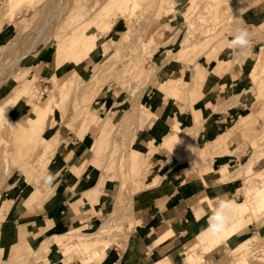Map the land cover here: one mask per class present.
<instances>
[{
	"label": "rangeland",
	"instance_id": "1",
	"mask_svg": "<svg viewBox=\"0 0 264 264\" xmlns=\"http://www.w3.org/2000/svg\"><path fill=\"white\" fill-rule=\"evenodd\" d=\"M67 1L72 7L73 4H80L89 11L88 16L82 19L84 23L70 25L75 17H73V9H64L69 3L65 4ZM121 1L123 0L118 2L115 0H64V5L56 11V19L53 23L49 15L54 11L46 10L45 0H0V62L12 67L15 64L6 80L0 84V104L8 97L16 99L8 113H0V200L4 190L10 184L14 182L24 184L25 173L45 172L47 168L51 178L58 173L56 179L52 181L57 184L51 185L50 191L33 190L29 194L32 186L25 183L22 190L16 194L12 205L9 206L6 203L0 205V233L2 230L12 229L7 237L8 242H0V264H90V261L83 260V256L93 249H99L98 253L100 252L99 257L93 259L95 263L101 261L99 264H113L114 259H120L122 255H125L131 233L148 221L140 212L138 201L150 195L155 200L157 209L164 206L174 193L182 188V185H177L191 180L185 177V174L194 172L192 170L197 171L194 167V158H198L200 162L210 161L209 165L204 167L207 169L206 172L202 170V173L206 174L203 177L211 188L210 195L213 196H217L231 185L221 183V179H225L224 168L228 170L227 176L234 174L244 162V158L249 156L253 164L246 169L248 178L253 176L254 170L264 169V157L256 164V159L252 155L259 151L264 155V143H262L264 138L260 144V136H254L264 130L262 122L264 121V0H156L152 6L149 4L143 6V0H137L140 5L139 10L135 9L137 20L133 22L129 33L125 34L126 22L119 21L115 25L114 33L106 37L112 30L111 21L100 19L97 15L102 12L101 10L104 15L106 14V6L109 2L119 4ZM104 2L108 3L102 7ZM166 2H168L167 7L171 8L168 11L167 8H163V3ZM210 2H213L212 6ZM118 4L113 3L116 7ZM98 10L99 13H97ZM112 13L119 17L116 12ZM33 24H36L38 29L42 27L46 29L38 38L35 47L27 52L30 49L29 44L35 39V34H30L31 38H27L25 36L30 35L25 32ZM162 25L164 28H161ZM84 31L86 35L93 38L83 48L89 56L79 62L73 59L72 63L65 66L60 65L62 59L58 64L55 63L56 47L66 44L67 39H72L76 34ZM242 32L247 33V44L244 46L236 43L237 36ZM197 35L202 39H197L199 38L196 37ZM81 36L83 35L80 34V39ZM18 37L21 38L18 48L9 52L11 42ZM119 38H123L121 42L126 45L123 46L124 54L123 52L121 54L122 49L116 45ZM186 38L194 40L190 56L182 61L178 58L173 61L171 58L168 60L170 67L169 64L165 65L163 63L166 60L165 57L168 54L178 55L179 42ZM133 42L134 47L129 48ZM221 42H225L224 46L218 48ZM88 44L93 46L87 48ZM115 48L117 51H114ZM215 48H217L216 51ZM79 50L77 47L64 56L72 58L75 53L79 54ZM45 51H47L46 58L41 60ZM168 51L169 53H166ZM219 62L221 68L224 65L234 64L231 70L221 77L223 80H228L225 82L226 85L223 86L221 81L212 83L207 80L199 87V93L194 96L193 94L180 96L177 94L182 101L188 99L185 104L178 103L174 97H167L163 104L161 95H158L159 92L156 90L157 83L155 86L151 84L146 87L145 91L138 89L141 85L145 87L148 82H144L152 78V75H155L154 82H162L167 73H172L169 76L175 78L185 67L184 77L188 82V78L196 67L201 68L205 74V71L212 70L216 64L219 65ZM253 63L258 65L253 68ZM249 69L255 79H248ZM72 70L80 74L81 78L75 79L76 85L72 89H61V78L65 74L72 73ZM261 72H263L262 75ZM54 74L57 76L56 81ZM130 77L133 79L128 82ZM135 83V89L132 91V84ZM123 87L126 88L125 91ZM148 90L157 92L160 97L157 104L160 108L154 110L156 117L153 116L151 120L145 122V119L141 120V116L146 109V103H150L143 97ZM138 91L142 92L138 95ZM200 94L201 99L198 101ZM60 100V103L67 105L64 114L56 110ZM169 104L173 105L172 108ZM222 107L225 108L224 111L220 109ZM168 108L171 110L168 117H165L164 111ZM71 110L74 114L79 113L75 121L70 116ZM193 112H199L197 118L202 120L201 124H196L199 129L195 126L194 130L181 132L182 129L180 133L171 130L176 121L182 128L191 126ZM44 113L46 118L43 117V119L50 128L44 130L42 138L52 140L57 137V142L59 141L56 148L50 149L54 157L46 164V167L42 160L46 149L41 145L42 138L39 134L25 135L29 143L35 144L36 140H40L29 149V155L18 157L17 154V156L14 155L11 140L8 139L12 134V128L6 127L5 124V122L11 124L18 119L24 124L23 126L30 129L31 126L28 123L34 119L33 117L43 116ZM108 118L113 122L107 127L106 132L103 131L106 136L103 142L107 140L109 145L97 144L93 150L90 149L88 143L100 136L101 124ZM213 119H216L217 127L212 126ZM260 121L262 123H259ZM240 126H245L248 131L239 130L233 133ZM130 129L131 131L133 129L131 133ZM127 131L129 138L125 139L124 132L127 134ZM223 132H228L224 133L226 136L231 132L234 135L230 134L231 137L228 138L227 143L211 153L210 143L207 142L225 138ZM133 134L137 139L133 147L141 148L138 165H142L138 168H133L130 163L132 143L128 147L124 145L130 141ZM252 135L253 138H251ZM166 138H168V146L161 144L162 147L159 148V144ZM198 152L203 153L200 154L202 157ZM220 152H227L228 156L221 157L217 154ZM237 152L239 155L235 157ZM70 166L76 167L77 174L75 177L68 178ZM61 167L64 168L63 171H60ZM180 168L183 169L179 171ZM89 177L90 179L93 177V181L88 182V187L75 190V184L79 183L82 187L81 181ZM106 180H110L115 186L109 199L102 200L100 196L103 192V182ZM64 182L68 183L67 188L60 187ZM190 186L192 188L191 183ZM239 186H241L240 182ZM89 190L95 192L96 197L92 203L89 201L83 203L81 197ZM59 193H62L65 199V205L62 207L67 212L65 215L79 214L81 216H78V221L71 227H64L57 231L54 228L55 224L46 226L51 213L44 212L46 210L44 208L46 201L53 200ZM191 194L197 197L193 188L175 195ZM24 198L31 199L33 206L18 209L20 201ZM231 198L236 201L242 199L240 195H237V190L234 197H228V199ZM71 199H75L76 206L79 202L77 209H66V203ZM213 199H215L212 203L214 205L220 204L223 207L228 203L226 201L228 199L220 200L216 197ZM85 205L88 206L87 209H84ZM200 211L204 213L201 205ZM112 213L118 217L115 221L118 225L114 221L111 223L114 227L110 228V234H103L100 237L92 235L86 240L87 243L79 245L77 241V245L68 246L65 250H60L56 243L51 246L50 244L54 241L52 239L44 241L51 236L62 234H67L68 239L76 241L78 237L69 236L71 233L76 231L92 233ZM202 220L203 218L195 216V219L190 222H183L179 217L167 221L164 229L169 231L165 236L158 237L152 246L178 232L181 238L187 239V243L182 248L176 247L174 257L171 258L174 261L172 264H180L178 263L180 261L182 264H196L192 259V256L199 252L195 235L188 234L189 231L186 232V230L190 226L194 230L197 222ZM34 224L41 227L40 233H37L33 227L29 228ZM173 225H178L180 229L172 228L170 231L169 228ZM158 232L157 229L151 228L144 235V241L146 242L147 237L156 236ZM254 232H256L255 228L249 227L245 234L250 235ZM240 235H237V239L233 237L232 241L236 243L241 240L243 236L239 238ZM147 248L149 249L148 245ZM219 253L216 256H219ZM162 255L168 256L165 251ZM146 259L149 261L147 264H151L156 262L157 257L146 255L143 260ZM185 260L189 262L184 263Z\"/></svg>",
	"mask_w": 264,
	"mask_h": 264
},
{
	"label": "bare ground",
	"instance_id": "2",
	"mask_svg": "<svg viewBox=\"0 0 264 264\" xmlns=\"http://www.w3.org/2000/svg\"><path fill=\"white\" fill-rule=\"evenodd\" d=\"M63 1L64 0H45L44 7L46 8V10L54 11L52 14L49 15L51 22H53V23L55 22L56 11H59V9H61V6L64 5ZM115 1L118 2V0H115ZM68 2L69 1H67L65 4H67ZM106 3H108V2H104L102 7H105ZM113 3L118 4L115 2H113ZM113 3L109 2L108 6H106V9L109 10L110 8H113V9H111L112 10L111 12L114 11V12H116V14L119 15V17H116V16L115 17L120 19L121 21L126 22V24H127V30L125 31V34L129 33V30L131 29L133 22H135L137 20V16L135 15L136 14L135 9L139 10L140 5L137 3V0H123L118 4V7L114 6ZM153 3H156V0H143V6L145 4L146 5L149 4L152 6ZM212 4H213V2H210V6H212ZM73 5L74 6L72 7V5L69 2L68 5L64 8L65 10H72L73 9L72 12H73V17H75V19H74V22L70 23V25H73L75 23H84L82 19L84 17L86 18L88 16L89 11H87V9H85L84 5H80V4H73ZM167 6H168V2L163 3V8H167L166 10L168 11L171 8H169ZM99 10L97 11V13H99ZM101 11L102 12L100 14H98L97 16L100 19H103V16H102V15H104L103 10H101ZM75 15H77V16H75ZM166 15H168V14H166ZM78 21H80V22H78ZM143 26H142V28H143ZM142 28H140V29H142ZM161 28H164V25H162ZM45 29L46 28L43 29V27L41 29H38L36 24L31 25L27 29V31L25 33H27V34L29 33V35L35 34V36H34L35 39H33L32 42L29 44L30 49L27 52H29L31 49H33L35 47L38 38L44 34ZM140 32H141V30H140ZM80 34L83 35V36H81V39L79 37ZM198 35H199V33H198ZM198 35L196 37H199ZM25 37L31 38V35L30 36L26 35ZM200 38L201 37H199L197 39H200ZM20 39L21 38L18 37L15 41L11 42V44L9 46V52H13V51H15L16 48H18L17 46L19 44ZM92 39H93L92 36L90 37V36L86 35V31L76 34L72 39H67L66 44L56 47L55 55H54L55 63L57 62V64H58L60 59H62V61L60 62L61 63L60 65L65 66L66 64L72 63L73 59H77L78 60L77 62H79L82 59L88 57L89 54L86 53V51L83 48H85L86 43L89 41H92ZM190 39L191 38H186L184 40L183 39L180 40L179 46H178V51H177L179 53L178 55L168 54L167 55L168 57L167 56L165 57L166 60L163 62V60L165 59L164 58L161 61L165 65H167V64H169L168 60H170L171 58L173 59V61H176L177 58L180 59V61H182V59L188 58V56H190V54H191L190 52L193 51L192 44L194 43L193 42L194 40L193 39L190 40ZM121 40H123V38H119L118 41L116 42V45H118L119 48L122 49V51H121V54H122L123 46H126V45L122 44L123 42H121ZM130 43L131 42H129V44ZM224 43L225 42H221L219 44V46H217V47L218 48L223 47ZM132 44L133 45H129V48L134 47L135 43L133 42ZM92 46H93V44H88L87 48H90ZM77 47H79V49H80L79 54L75 53L72 56V58L64 56L70 50H73ZM184 49H186V50H184ZM216 50H217V48H215V51ZM114 51H117V49L115 48ZM215 51H214V53H215ZM166 53H169V51ZM123 54H124V52H123ZM212 57H215V56H212ZM218 61H221V60H218ZM177 62L179 63L178 60H177ZM185 65H184V67H185ZM233 65L234 64H232L231 66L224 65L221 68V63L219 62V65L216 64L212 70L209 69L208 72L205 71V74L201 70V68L196 67L194 69V71L192 72L190 78H188L189 79L188 82H186L185 77H184V73H185L184 70L186 69V67H185V69L182 68V70H181L183 75L180 72L178 77L173 78V77L169 76L172 73L171 74L167 73L165 75L166 77L164 76L165 79L162 82H158V81L154 82L153 77L155 75L154 76L152 75L151 76L152 78H150L149 80H146L144 82V83L148 82L147 85H145V87H144V85L143 86L141 85L142 87L140 86V87H138V89L145 91L146 87L150 86L151 84H152V86H155L157 83L156 90L159 92L158 95H161V99L163 101L162 102L163 104L165 103L164 101H166L167 97H174V99H176L178 103L181 104L184 102V104H185L188 101V99H187V101H182L181 99H179V96L184 95V94H187V95L193 94L192 96H194L195 94L199 93V87L201 85H203L207 80L211 81L212 83L215 81H218V82L221 81L222 82L221 84L223 86L226 85L225 82L228 80H223L221 77L224 76L226 73H228L231 70V68L233 67ZM257 65H258V63H253L252 67L254 68V66H257ZM13 67H15V64L13 65ZM13 67L7 66L6 64L0 62V84L6 80V77L8 76L9 72H11ZM169 67H170V64H169ZM260 74L262 75L263 72H261ZM255 76H256V74H255ZM79 77L81 78L80 74L76 73L75 71H73L72 73H69V74H65L64 77L61 78V81H62L61 89H72L76 85L75 79H78ZM233 77L234 76H232V78ZM247 77H248V79H255L254 74L251 73V69H249V71L247 73ZM232 78H230V80H232ZM56 79H57V76L55 78V81H56ZM132 79L133 78L128 79L129 81L128 80H126V81L130 82V80L132 81ZM131 83H133V82H131ZM132 85L131 86L133 89L132 88H130V89H132V91H133L135 89L134 86L136 85V83L132 84ZM122 89H124L123 91L126 90L125 87H123ZM141 92L138 91V95ZM165 93H166V96H165ZM130 94H131V92H130ZM158 95H157V92H152V90H148L144 93L143 97L145 98V100L150 101V103H146L147 106H146V109L142 113L141 120L145 119V122H146L148 120H151V118L153 116L156 117L154 114V110H158L160 108L157 104V101L160 98ZM200 99H201V94L198 95L197 100L199 101ZM15 101H16L15 98L11 99V97H8L4 102H2V104H0V113H2V112L8 113ZM60 102H61V100L59 101L58 108L56 110L58 111V113L64 114V112L66 111L67 105L65 103H60ZM175 104H177V103H175ZM172 106L173 105L169 104L170 108H172ZM177 106L180 107V105H177ZM223 107H225V106H223ZM223 107L220 108L222 111H224L225 108H227V106L224 109H223ZM133 108H135V107H133ZM170 108H168V109H166V111H164L165 117L166 116L168 117L170 110H171ZM220 109H218L219 112H220ZM135 110H136V108H135ZM212 111H213V108H212ZM198 113L199 112H193L192 113V121H191L192 125L191 126L186 127V128H182V127H180V123L178 121H176L174 123V127L171 130L174 132L178 131L177 133H180L179 131H181L182 129L183 130L181 132L194 130L195 126L197 129H199V126L197 127L196 124L200 123V121H202V120H199L197 118ZM45 115L46 114L44 113L43 116L39 115V116L33 117L34 119L28 123V125L31 126L30 129L27 128L26 126H23L24 124L22 122H19L20 120L18 121V119L14 122H11V124H10V122H5L6 127L12 128V134L10 135V137L8 139H9V141L11 140L10 143H11V148L13 150L14 155L17 154L18 157H23V156L29 155L28 154L29 149L31 147H33L40 140V139H38V140H36V142L34 141L35 144L29 143V141L25 138V135H27V134L31 135L34 133H38L39 136L42 138L44 130L50 128V125L47 126L48 123L45 122V119H43V117L46 118ZM251 116L253 117V115H251ZM112 122H113V120L110 118L105 119L102 122V124H101L102 127L100 129L102 133L100 134V136L98 138H94L91 142L88 143V146L90 147V149L93 150L97 144L100 146L101 145L103 146V144L109 145L107 140L105 142H103L104 139L106 138L103 131L107 130V127L110 126V123L112 124ZM262 122L264 123L263 120H262ZM262 122L260 121L259 123H262ZM211 123H212V126L217 127L216 126V119H213V121H211ZM258 126H259V124H258ZM239 130L248 131V129L245 126H240V128L235 130L233 133H237V132H239ZM125 131H126V128H125ZM128 131H127V134H126V132H124L125 139L129 138ZM132 131H133V129H132ZM132 131L130 129V133ZM224 133L225 132H223V134ZM227 133H225V134H227ZM233 133L232 132L230 133V134H232L231 136L234 135ZM229 135L228 136L225 135L226 136L225 138H220V139L215 140V141L209 140V142H207V143H210L209 147L212 149V150H210V152L212 153L214 150H216V148H222L225 145V143H227L228 138L231 137ZM254 136H257V137L260 136L261 137V138L259 137V139H261V141L259 140L260 141L259 143L261 144V142L264 138V130H261L260 134L254 135ZM254 136L252 135L251 138H253ZM249 138H250V136H249ZM249 138H247V139H249ZM136 140L137 139L135 138V136L133 134V136L130 138V141L127 144H124V145H126V147H128L132 143L131 147H130V163H131L133 168H138L139 166L142 165V164L138 165L139 164L138 156H139V152H140L141 148L140 147L135 148V146L133 147ZM249 140H251V139H249ZM257 140H258V138H257ZM50 142H51V144H50ZM58 143H59V141L57 142V137H54V139H52V140L50 138L49 139L42 138L41 145L45 146V149H46L42 155V158H43L42 160H43V162H45V167H46V164L48 162H50L52 160V158L54 157V153L50 152V149L56 148L58 146ZM262 143H264V142H262ZM161 144L168 146V138L164 139L159 144L160 145V146H158L159 148L162 147ZM263 149H261V151ZM200 152H198L199 155L201 154ZM259 152L252 154V155H254V158L256 159V162H255L256 164L259 163L264 157V155H262L263 152H260V153ZM237 153H235V157H236V155H239V152H237ZM217 154L220 155L221 157H227L228 156L227 152H220ZM199 155H197V156L199 157ZM193 160H194V167H195V169H197V171H195V170H192V171H194L196 173L192 172L190 174H185V177L190 178L191 180H189L186 183L184 182L183 184L177 185V186L182 185V188L180 190H178V192L174 193V195L175 194H181L183 192V190H191L193 188L196 191L197 198H199V200H198L199 205L203 206V211L205 212L207 210V211L211 212L205 218H203L202 221H200L199 223L197 222L196 226L194 227V230H192V229L188 230L189 231L188 234L195 235V242H196V246L198 249L197 251H199L198 254H195L192 256V259L195 261L196 264H208V263H210V264H224L225 262L228 264H231V263L232 264H264V169L254 170L253 176L248 178L246 176V172H247L246 169L249 168L248 166H251L253 164V162L250 161L249 156L247 158H244V162L242 164H240L238 171L236 170L234 172V174L231 173V175L227 176L228 170L226 168H224L226 170V172L224 174L225 179H221L222 185L232 184V183H235L237 181L240 182L241 186H239L237 189V195H240L242 199L238 200V201H236L234 198L228 199L227 200L228 203L224 204V206L222 207L220 205L212 204L215 202V199H213V198H215L216 195H214V196L210 195V193L212 194L211 188H210V186H208L205 178L203 177L206 174H203L202 170L204 172H206L207 169H205L204 167L209 165L210 161L200 162L198 158H196V159L194 158ZM209 160H211V159H209ZM43 168L44 167H42V169ZM211 168L212 167H210V169ZM182 169L180 168L179 171ZM47 171H48V168L45 172L39 171L35 174L25 173L24 184L22 183L20 185V184L14 182V183L10 184L4 190L2 199L0 200V205H3L5 203L8 204L9 206L12 205L15 201L16 194L22 190V187L25 185V183L32 186V189L29 192V194L33 190L50 191L52 189V188H50L51 185L56 186V184H57V182H52V181H53V179H56L58 173L56 175H54L53 178H51ZM68 171H69V173L67 174L68 178L75 177V175L77 174L76 173L77 169L74 166H70ZM199 171H200V173H199ZM211 172H212V169H211ZM8 173H10V172H8ZM5 174H4V177H5ZM174 174H175V172H174ZM182 174H184V173H182ZM4 177L2 178V180L4 179ZM182 177H184V176L182 175ZM175 179H179V178L175 177ZM190 183L192 184V188L190 186ZM93 189H95V187ZM89 191L87 194H85L83 197H81L82 201H84L83 203H85L87 201L92 203L93 200L95 199V197H96V196H94L95 192H93L91 190H89ZM95 191H97V190H95ZM74 200L71 199L70 201H68V203H66V209H73V208L77 209V206H79V202H78V205L76 206L74 203ZM20 202L21 203L18 206V209H21V207H30V206H33V204H34L31 201V199L28 200L26 198L22 199ZM218 215L223 217V220L218 221L216 219V217ZM117 219H118V217H116L114 215V213H112L111 216L104 223H102L98 228H96V230L93 231L92 233H85L82 231H76V232L71 233L69 236L78 237V239L76 241H75V239H73V240L68 239L67 234L51 236L49 238H46L44 241L51 240V239L54 240L52 242V244H50V243L49 244L52 246V245H54V243H56L58 245V247H60V250H63V249L65 250L68 248V246H71L73 244L77 245V243H76L77 241L79 242V245H82L83 243H87L86 240L90 239L89 237L92 235L100 237L103 234H106V235L110 234L111 233L110 228L114 227V224L112 225L111 223L113 221L114 222L117 221ZM115 223H117V222H115ZM46 224H47L46 225L47 227L54 224V213L49 214V220L47 221ZM116 225H118V223ZM213 225H216V227H213ZM17 227H19V226L17 225ZM32 227L34 228V230L37 233L41 232V227L39 225L34 224V225L29 226V228H32ZM249 227H254L256 232H254L253 234H250V235H246L245 233H246V231H248ZM11 231H12V229L1 231V233H0V234H2L0 237L1 243L8 242L7 237L9 234H11ZM191 231H195V232H191ZM237 235H240L239 238L241 236H243V238L241 240H239L238 242L234 243L232 241V239H233V237H235V239H237L238 238ZM53 238H55V239H53ZM61 238H65V239H61ZM84 246H86V245H84ZM78 249H81V248H78ZM36 251H37V249H36ZM98 251H99V249L91 250L90 253L88 252L87 255L83 256L84 257L83 260L84 261L87 260V262L90 261V264H97L94 262L95 260H93V259H96L99 257L100 252L98 253ZM35 252H33V253H35ZM218 252H220L219 256H216V254ZM258 252H260V253L258 254ZM197 255H199V256H197ZM258 256H259V258H257ZM205 259H208V260H205ZM185 262H189V261L185 260L184 263ZM179 263L182 264V261H180ZM192 264H194V263H192Z\"/></svg>",
	"mask_w": 264,
	"mask_h": 264
},
{
	"label": "crops",
	"instance_id": "3",
	"mask_svg": "<svg viewBox=\"0 0 264 264\" xmlns=\"http://www.w3.org/2000/svg\"><path fill=\"white\" fill-rule=\"evenodd\" d=\"M111 11L112 10L109 9L105 12L106 14L103 15V19L105 21H111V27H112V30L110 31L109 35H106V37H110L111 34L114 33L115 25L119 21H121L120 19L116 18L115 15ZM263 16H264V13H263ZM46 52L47 51L43 53V57H41V60H45ZM93 57L94 56H92V58ZM42 66L43 65L41 64V67ZM77 66H79V64ZM35 106L39 107L38 105H35ZM35 106H32V108L36 109ZM77 115H79V113L74 114L72 110L70 111V116L74 119V121L77 118ZM63 169L64 168L61 167L60 171H63ZM92 181H93V177H91V179L89 177L86 180H82L81 181L82 187H80V184L77 183L75 184V190L79 188L85 189L89 185L88 182L90 183ZM114 186L115 185L110 180H106L103 182V186H102L103 192L100 196L102 200L109 199L111 192L114 191V188H113ZM60 187L67 188L68 183L67 182L61 183ZM238 187H239V182L237 181L229 185V187L226 190L220 192L216 196V198L220 200L221 199L226 200L228 199V197H234ZM64 201L65 199L62 193H59L57 194L56 197L53 198V200L46 201L45 208H44L46 209L44 210V212L46 213H52L56 211V213H54V222H55L54 228L57 229V231L64 227H71V225H73L75 222L78 221L77 219L78 216H81L79 214H76V215L71 214L69 216H66L65 213L67 214V212L64 211V209L62 208L63 205H65ZM138 202H139L138 204L140 205V209H139L140 212L144 214V216L147 218L148 221L146 222V224L142 226L143 228L138 226L135 232L131 233L130 240L128 242L129 244L128 249L125 255H122L120 259H114L113 264H147L149 261L147 259L143 260L146 255H149V257L150 256L157 257L156 262H153L151 264H170V263L172 264L174 263V261L171 260V258L174 257V254H173L174 250L176 249L177 246H181V248L185 246L187 243V239L184 240L183 237L181 238V234L177 232L174 235L168 236L166 239H164L160 243H157L156 245L152 246V244L155 242V240L158 237L165 236L167 232L169 231L167 229L166 230L164 229V225L167 224V221L173 220L178 217L183 222H188V221L190 222L191 220L195 219V216L204 218L205 216L211 213L210 211H207V210L204 213H201L200 205L198 204L197 197L194 194L186 195V196L173 195L172 198H170L169 201H167V203H165V205L159 209H157L156 202L150 195L148 197H142ZM87 208L88 206L85 205L84 209H87ZM140 223L142 224V218L140 219ZM151 228H155V230L157 229V231H159L158 232L159 234H157L156 236L147 237V240L145 242L144 235L147 234L148 231L151 230ZM172 228L180 229L178 225H173L172 227H170L169 228L170 231ZM189 229H192L191 226L190 228L188 227L186 232ZM188 241L190 242V240ZM147 245L149 249L147 248ZM163 248L165 249L163 250ZM164 251L167 252L168 256L162 255ZM138 260H140V262ZM100 262L101 261H97V264H99Z\"/></svg>",
	"mask_w": 264,
	"mask_h": 264
},
{
	"label": "clouds",
	"instance_id": "4",
	"mask_svg": "<svg viewBox=\"0 0 264 264\" xmlns=\"http://www.w3.org/2000/svg\"><path fill=\"white\" fill-rule=\"evenodd\" d=\"M246 37H247V33H240L238 36H237V38H236V43H238L239 45H241V46H244V45H246L247 44V39H246ZM216 219L218 220V221H221V220H223V217H221V216H217L216 217ZM213 227H216V225H213Z\"/></svg>",
	"mask_w": 264,
	"mask_h": 264
}]
</instances>
